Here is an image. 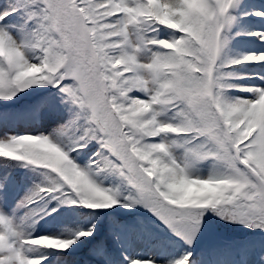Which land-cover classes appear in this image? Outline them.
I'll return each mask as SVG.
<instances>
[{"label": "snow or ice", "instance_id": "6c2138e0", "mask_svg": "<svg viewBox=\"0 0 264 264\" xmlns=\"http://www.w3.org/2000/svg\"><path fill=\"white\" fill-rule=\"evenodd\" d=\"M0 264H264V0H0Z\"/></svg>", "mask_w": 264, "mask_h": 264}]
</instances>
